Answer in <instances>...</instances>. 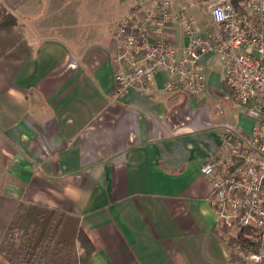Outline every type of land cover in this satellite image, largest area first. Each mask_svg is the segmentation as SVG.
Returning a JSON list of instances; mask_svg holds the SVG:
<instances>
[{
	"label": "crops",
	"instance_id": "crops-1",
	"mask_svg": "<svg viewBox=\"0 0 264 264\" xmlns=\"http://www.w3.org/2000/svg\"><path fill=\"white\" fill-rule=\"evenodd\" d=\"M116 1L120 19L148 0ZM0 2L19 21L39 9L36 0ZM113 39L45 37L33 59L0 62V196L78 216L92 264H228L200 168L225 169L226 136L247 141L256 116L235 133L215 126L202 108L224 84L223 70L207 74L213 61L199 97L161 92L157 74L149 91L115 99Z\"/></svg>",
	"mask_w": 264,
	"mask_h": 264
},
{
	"label": "built area",
	"instance_id": "built-area-1",
	"mask_svg": "<svg viewBox=\"0 0 264 264\" xmlns=\"http://www.w3.org/2000/svg\"><path fill=\"white\" fill-rule=\"evenodd\" d=\"M176 1L141 2L116 22L112 95L121 98L133 88L147 92L159 74L161 92L182 90L199 97L206 90V66L211 58L220 61L232 99L259 119L247 141L226 136L234 165L229 174L214 161L200 171L210 182L207 200L218 228L251 230L258 251L247 259L258 264L264 259V0L202 2L210 21L204 32L186 16L183 5L175 7Z\"/></svg>",
	"mask_w": 264,
	"mask_h": 264
},
{
	"label": "trees",
	"instance_id": "trees-1",
	"mask_svg": "<svg viewBox=\"0 0 264 264\" xmlns=\"http://www.w3.org/2000/svg\"><path fill=\"white\" fill-rule=\"evenodd\" d=\"M0 4V62L33 59L36 50L25 38L18 17ZM233 166L230 162L219 170L229 174ZM4 203L11 207L0 214V256L9 264H92L94 248L78 216L0 196V208ZM220 230L223 235L218 240L227 249L228 264H245L249 255L257 253L258 243L249 238L251 230L242 228L235 235L228 228Z\"/></svg>",
	"mask_w": 264,
	"mask_h": 264
},
{
	"label": "rangeland",
	"instance_id": "rangeland-1",
	"mask_svg": "<svg viewBox=\"0 0 264 264\" xmlns=\"http://www.w3.org/2000/svg\"><path fill=\"white\" fill-rule=\"evenodd\" d=\"M34 3H38V13L34 16L31 14L22 17L23 19L19 21L20 24L23 23L25 38L33 48L41 38L45 37H57L65 41L68 38L87 41L95 39L100 32L105 37L111 33L114 35L115 24L120 14L116 0H36ZM181 5L184 7L186 16L202 32L209 27L210 21L203 10V3L178 0V5L175 7ZM211 61L214 64L208 68L207 74L212 71L221 73L223 67L220 61L217 58H211ZM217 93L220 96L206 92L202 108L205 106L209 108L215 126H218L220 131L235 133L244 119L256 116L247 105L232 99L224 84ZM257 119H259L258 116H256ZM236 232V229L229 230L230 235H235ZM249 238L255 241L252 236Z\"/></svg>",
	"mask_w": 264,
	"mask_h": 264
},
{
	"label": "clouds",
	"instance_id": "clouds-1",
	"mask_svg": "<svg viewBox=\"0 0 264 264\" xmlns=\"http://www.w3.org/2000/svg\"><path fill=\"white\" fill-rule=\"evenodd\" d=\"M223 19V16H222V14H220V13H217V20H222Z\"/></svg>",
	"mask_w": 264,
	"mask_h": 264
}]
</instances>
